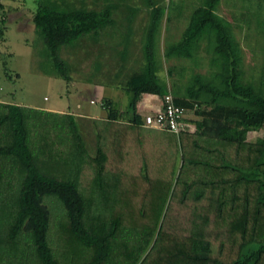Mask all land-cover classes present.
<instances>
[{
    "label": "trees",
    "instance_id": "1",
    "mask_svg": "<svg viewBox=\"0 0 264 264\" xmlns=\"http://www.w3.org/2000/svg\"><path fill=\"white\" fill-rule=\"evenodd\" d=\"M36 1L31 21L58 75L68 80L61 48L104 31L117 7ZM218 2L204 0L164 49L167 58L192 57L205 41L210 54L209 72L193 74L173 95L199 116L188 118L193 131L147 126L137 111L143 93L166 94L158 74L157 6L144 61L121 84L127 108L101 98L108 116L91 119L93 141L74 112L0 97V208L6 212L0 264H64L67 245L58 246L50 230L49 195L63 203L69 243L81 251L71 264H264V135L248 138L264 127V92L247 76L238 45L216 14ZM254 2L264 9V0ZM7 22L0 0L1 37ZM42 113L59 118L47 122Z\"/></svg>",
    "mask_w": 264,
    "mask_h": 264
},
{
    "label": "rangeland",
    "instance_id": "2",
    "mask_svg": "<svg viewBox=\"0 0 264 264\" xmlns=\"http://www.w3.org/2000/svg\"><path fill=\"white\" fill-rule=\"evenodd\" d=\"M64 1L98 9L108 3L116 5L117 8L112 13L114 21L104 31L94 36L87 35L82 40L61 48V57L69 66L70 79L66 80L58 75L47 46L31 21L32 13L38 6L37 1L3 0L8 22L4 36H0L2 100H5L1 96L4 94L24 106H57L84 112L89 107L102 106L99 92L106 85L107 95L118 94L114 97L116 103L125 106L129 96L121 84L127 74L144 61L143 44L154 6L162 9L156 28V53L159 58L158 74L167 85L166 94L173 96L180 88H184L193 74L207 73L210 70V54L205 41L192 49V57L164 56L167 43L180 38L193 11L204 0ZM216 14L228 27L238 45L240 62L245 67L247 76L264 92V9L257 7L254 0H219ZM91 97L95 98L94 104L89 101ZM40 118L53 122L59 115L42 113ZM189 118L196 119L199 116L190 113ZM75 120L81 122L85 137L93 141L92 121L84 116H77ZM263 135L264 127L254 131L249 138L253 140ZM44 200L52 213L50 230L52 235H56V243L61 247L67 245L64 264H71L74 252L80 254L81 251L76 245L69 243L64 205L53 195L46 196ZM5 215L6 212L1 207L2 229H5ZM74 260L78 263L82 259ZM6 262L17 264L15 260ZM22 264H26L24 259Z\"/></svg>",
    "mask_w": 264,
    "mask_h": 264
},
{
    "label": "built area",
    "instance_id": "3",
    "mask_svg": "<svg viewBox=\"0 0 264 264\" xmlns=\"http://www.w3.org/2000/svg\"><path fill=\"white\" fill-rule=\"evenodd\" d=\"M190 113L193 114V110L177 105L174 103L171 94H165L162 98L161 107L144 116V124L176 133L181 130L193 131L195 125L188 120Z\"/></svg>",
    "mask_w": 264,
    "mask_h": 264
},
{
    "label": "crops",
    "instance_id": "4",
    "mask_svg": "<svg viewBox=\"0 0 264 264\" xmlns=\"http://www.w3.org/2000/svg\"><path fill=\"white\" fill-rule=\"evenodd\" d=\"M103 87L104 88L100 90L101 92H99V95L101 94V98H103L105 96L110 97V98H114L115 96H118V94L116 95V93H115V95L114 94H110V95L108 94L107 95L106 85H103ZM1 96L5 97L6 102L12 101V99H9V97L7 95L1 94ZM6 99H8V100H6ZM94 99H95L94 97L90 98L89 101L91 104L95 103V101L92 102V100H94ZM15 103L20 104L18 102H15ZM127 104H128V100H127V103L125 106H121L123 111L126 110ZM161 105H162V97L160 95L154 94V93H143L141 96V99L137 103V111L140 115H143V117H144L146 114L154 112L156 109L161 107ZM78 107H79V103H78ZM36 108L48 110V111H54V112H61V113L71 111V112H74L75 114H78L79 116L87 117L90 120L94 119V118L106 119L108 116V110L105 107H103V105L100 108L99 107H97V108L89 107L87 111H84L85 113L80 112V111H78V112L73 111L71 109H62V108L57 107V106L48 107V106H43V105H37ZM253 133H254V131H249L248 132V138L250 136H252Z\"/></svg>",
    "mask_w": 264,
    "mask_h": 264
}]
</instances>
